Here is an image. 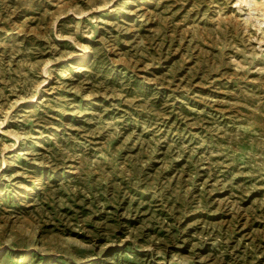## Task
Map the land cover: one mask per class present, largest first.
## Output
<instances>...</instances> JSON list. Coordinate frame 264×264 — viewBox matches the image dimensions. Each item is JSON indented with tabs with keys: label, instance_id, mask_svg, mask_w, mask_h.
I'll return each instance as SVG.
<instances>
[{
	"label": "rangeland",
	"instance_id": "obj_1",
	"mask_svg": "<svg viewBox=\"0 0 264 264\" xmlns=\"http://www.w3.org/2000/svg\"><path fill=\"white\" fill-rule=\"evenodd\" d=\"M235 1L0 0V264H264Z\"/></svg>",
	"mask_w": 264,
	"mask_h": 264
},
{
	"label": "bare ground",
	"instance_id": "obj_2",
	"mask_svg": "<svg viewBox=\"0 0 264 264\" xmlns=\"http://www.w3.org/2000/svg\"><path fill=\"white\" fill-rule=\"evenodd\" d=\"M235 5L238 8L245 6V18L251 21L256 30L264 27V0H236Z\"/></svg>",
	"mask_w": 264,
	"mask_h": 264
}]
</instances>
